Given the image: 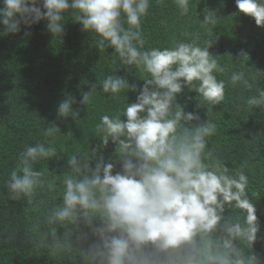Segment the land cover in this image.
<instances>
[{"label": "clouds", "instance_id": "clouds-1", "mask_svg": "<svg viewBox=\"0 0 264 264\" xmlns=\"http://www.w3.org/2000/svg\"><path fill=\"white\" fill-rule=\"evenodd\" d=\"M173 3L181 16L189 15L191 0ZM2 5L3 34L46 20L48 31L62 37L70 14L97 37L100 52L114 49L119 65L135 68L144 81L142 88L115 74L98 81L109 99L124 94L127 101V92L138 91L135 102L101 115L96 125L101 146L116 145L108 161L99 148L75 152L67 155L69 170L48 179L53 172L37 171L35 165L60 154L55 144L60 129L54 124L43 129L51 140L19 154L5 181L14 199L31 204L38 190L56 192L60 182L58 202L46 210L45 228L38 226L31 242L75 264H261L253 252L261 227L246 192L247 175L231 172L208 147L215 123L208 119L189 127L200 117L177 103L185 87L210 105L225 100L227 83L252 88L244 71H233L227 82L218 78L226 68L209 51L216 13L205 9L201 20L209 39L194 34L169 47L146 48L142 20L151 0H2ZM236 5L264 27V0H236ZM96 92L93 84L81 103L88 106ZM256 92L245 101L249 109L264 107V89ZM72 105V98L62 101L58 116L78 119ZM234 208L240 216L232 215ZM226 209L231 210L227 217Z\"/></svg>", "mask_w": 264, "mask_h": 264}, {"label": "trees", "instance_id": "trees-1", "mask_svg": "<svg viewBox=\"0 0 264 264\" xmlns=\"http://www.w3.org/2000/svg\"><path fill=\"white\" fill-rule=\"evenodd\" d=\"M205 9L214 11L218 18L217 24L210 26L214 28L209 48L226 68L218 78L227 82L233 71H244L252 88L227 83L225 100L210 105L196 91L185 87L177 103L186 113L200 117L189 127L208 119L215 123L216 131L208 138V147L231 172L243 171L247 175L246 192L261 227V238L254 243L253 252L264 264V107L249 109L245 103L249 96L257 94V88L264 89V27L241 13L236 0H191L188 16L180 15L173 0H151L142 20L145 47H169L177 40H191L194 34L200 41L209 39L200 26ZM47 23L42 20L31 27L22 24L19 33L6 35L0 24V264H75L70 257L36 247L30 239L37 235L38 226L39 230L45 228L42 220L46 210L58 202L59 180L56 192L38 190L31 204L23 197L14 199L5 181L27 146L52 139L43 135L48 125L60 129L55 138L60 154L35 165L37 171L53 172L48 179L68 171L67 155L75 152L87 154L89 149L99 148L106 161L114 157L116 145L110 141L101 146L96 125L101 115H112L126 103L135 102L138 91L127 92V101L124 94L109 99V94L101 93L98 81L115 74L138 88L144 85L135 68L119 65L114 49L100 52L95 44L97 37L84 31L72 15L66 14L62 37L53 36ZM93 84L97 92L88 106L83 105V93L90 92ZM68 98L73 99L78 119L58 116L59 104ZM112 162L118 170L119 162ZM230 214L231 210L226 209L224 215ZM232 215L240 216L241 210L232 209ZM63 233L64 229L59 228L58 234Z\"/></svg>", "mask_w": 264, "mask_h": 264}]
</instances>
